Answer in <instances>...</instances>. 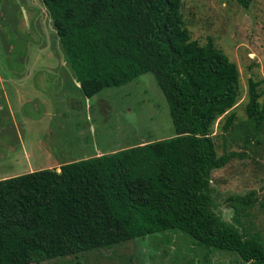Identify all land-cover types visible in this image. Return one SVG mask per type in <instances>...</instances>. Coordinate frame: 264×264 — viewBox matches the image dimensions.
Listing matches in <instances>:
<instances>
[{"label": "trees", "instance_id": "16d2710c", "mask_svg": "<svg viewBox=\"0 0 264 264\" xmlns=\"http://www.w3.org/2000/svg\"><path fill=\"white\" fill-rule=\"evenodd\" d=\"M40 1L81 95L151 74L173 135L0 180V264H39L168 231L238 264H264L261 238L238 221L252 193L228 198L234 226L209 209L210 172L243 155L217 156L211 136L222 115L220 135L234 127L238 72L210 38L190 40L180 0ZM257 85L248 80L245 105L256 140L264 134Z\"/></svg>", "mask_w": 264, "mask_h": 264}, {"label": "rangeland", "instance_id": "374dc122", "mask_svg": "<svg viewBox=\"0 0 264 264\" xmlns=\"http://www.w3.org/2000/svg\"><path fill=\"white\" fill-rule=\"evenodd\" d=\"M179 12L190 40L204 45L210 38L213 47L238 72L237 100L228 111L235 117L234 127L220 135L222 115L215 121L211 136L217 156L227 152L243 155L210 172L209 209L225 224L234 226L228 198L252 193L255 202L238 221L250 233L258 234L264 244V134L257 140L252 138L246 130L245 115L248 80L258 84V103L264 102V0H251L247 8L235 0H180ZM69 70L41 1L0 0V99L4 92L12 104L14 91L21 89L16 84L26 83L23 88L30 91L43 85V79H52L56 86L59 82L53 78H67L68 86L74 89ZM29 91L26 99L35 95ZM36 95L40 100L46 96L38 91ZM15 113L17 123L19 110ZM58 118H64L63 128L57 126ZM0 125L3 143L7 126L3 121ZM49 131H53L52 139L47 135ZM25 133L29 137L33 133L32 143L36 139L41 141L42 149L31 153V159L47 163L58 161L57 156L76 159L92 150L109 153L136 143L165 139L173 135V128L166 102L152 75L147 73L124 86L105 89L86 101L82 99L67 116L45 118L33 125L32 132L24 129ZM63 133L64 142L56 138ZM244 133L250 141L246 148L242 147ZM10 147L11 141L0 146V172L6 169L3 155L12 159ZM238 263V257L232 253L206 248L179 232L168 231L126 241L109 250H92L39 264Z\"/></svg>", "mask_w": 264, "mask_h": 264}, {"label": "crops", "instance_id": "0c3cea01", "mask_svg": "<svg viewBox=\"0 0 264 264\" xmlns=\"http://www.w3.org/2000/svg\"><path fill=\"white\" fill-rule=\"evenodd\" d=\"M69 75L71 76V70L68 71ZM55 81H58L59 84L54 86L52 84V79H43V85L36 86L32 89H30L31 92H35V95L32 94L29 99H26L27 97V90L28 88H23L26 83L22 84H16L18 88H21L20 90L16 89L14 91V95L12 98V104L9 103V100L6 99V96L4 92L1 93V99H0V122H5V129H4V138L5 141L0 142V146L2 144H8L11 141L12 142V159L9 157H5L3 155L2 162L6 169H4L2 172H0V180L14 177L17 175L30 173L33 171H38L42 169H52L55 170V172L59 171V167L61 164L83 159L89 156H99L103 153L102 151L98 150H92L88 151V153L83 154L81 157L76 159H70L69 157H61L57 156L58 161H51L47 160V163L42 161L39 162L38 160L31 159L30 155L33 153L36 149L40 151L42 149L40 147L41 141L36 139V142L32 143V135L29 137L27 133L23 135V130L27 129L28 131L32 132L33 125L41 120H45L48 118H54L56 115L59 117L67 116L69 112H72L76 110L77 104L82 102V99L85 101L88 99H85L81 93L78 90V86L76 85L75 81V87L74 89H71L70 86H68L69 80L67 78L58 77ZM68 80V82H67ZM37 90H36V89ZM39 88V89H38ZM29 91V92H30ZM43 92L46 96L45 98H41L42 100L38 99V95L36 93ZM88 102V101H87ZM19 110V121L17 123L15 122L16 119V113L15 111ZM62 112V113H59ZM4 116V118H3ZM64 123V118H58V125L62 126ZM10 125V126H9ZM4 126V125H3ZM1 127V125H0ZM25 127V128H24ZM61 129V128H59ZM1 131V130H0ZM53 131H49L47 135L53 138L52 135ZM12 135V136H11ZM65 133L62 134V136L58 135L56 138L59 141H65L64 139ZM37 137V136H35ZM62 137V138H61ZM83 141H80L82 143ZM84 143V142H83ZM85 144V143H84ZM112 152V151H111ZM48 155V152L45 153ZM8 155V154H7ZM21 159V161H18ZM5 160H8L5 162ZM12 160V161H10ZM35 162H33V161ZM1 163V161H0ZM41 163H44L43 165Z\"/></svg>", "mask_w": 264, "mask_h": 264}]
</instances>
